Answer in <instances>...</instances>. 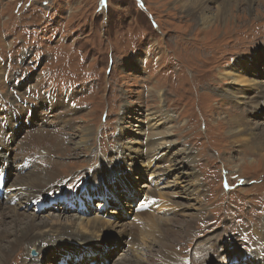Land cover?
<instances>
[{
	"label": "rangeland",
	"instance_id": "obj_1",
	"mask_svg": "<svg viewBox=\"0 0 264 264\" xmlns=\"http://www.w3.org/2000/svg\"><path fill=\"white\" fill-rule=\"evenodd\" d=\"M187 1L0 0V101L8 105L20 103L15 93L22 97L30 93L12 90V81L20 77L28 82L30 77L29 86L33 93L50 90L62 94L68 99L62 98L59 103L68 107L74 105L72 108L75 110L74 113L67 112L66 117L72 119L73 125L67 131V149L59 154L65 157L61 158L63 161L68 160L60 171L65 175L70 173L69 178L62 182L64 185L52 186L54 181L40 190L15 186L13 189L31 190L12 197L10 203L25 199L23 208L43 213L40 216L47 213L52 216L51 208L42 211L36 210V207L29 208V205H33L37 198H47L48 195L54 200L65 194L62 186L67 188L75 180L86 176L85 181L70 188V192L77 189L79 194L75 192V195L82 197L83 192L94 189V184L97 188L105 187V183L102 186L98 182H104L111 172L119 169L118 166H123L116 183H129L130 194L121 188L119 192H113L118 201L112 200L102 211L107 213L106 216L97 213L98 200L94 199L91 212L84 217L96 214L110 219L116 213L110 220L116 217L122 222L131 221L132 217L125 215L121 209L134 205L139 194L144 193L143 184L145 188L168 191V197L181 204L157 206L148 200L152 189L145 192V204H152L157 209L152 210L156 216L165 218L169 214H177L174 229L181 238L185 232H179L180 224L193 220L201 224L200 228L197 227L200 237L195 238L194 244L209 236L220 235H217L215 248L224 256L221 262L217 260L218 264H227L229 258L241 256L244 249L251 252L263 248L264 243L258 241L254 234V230L264 228L262 156L244 148L243 141L232 140L231 127L226 123L232 114L242 120L247 110L241 102L236 104L235 98L233 101L228 88H242L241 91L247 93L250 91L243 87L254 89V84L259 83L264 86V0H254L251 9H248L245 0H231V14L226 22L215 23L208 30L199 24L198 15L193 8L189 9ZM218 3L221 4L205 2V13L216 11ZM184 8L191 12H185ZM184 36L193 38V41L183 43ZM258 53L257 60L261 64L251 57ZM229 66L236 68L231 74L237 76L227 77ZM241 77L250 79L251 83H241ZM224 89L227 97L224 96ZM239 91L236 93L240 94ZM11 95L12 98H9ZM49 112L57 116L65 111L60 108L59 111L43 109L40 115ZM2 123L11 131L9 141L0 134V148H5L12 144V137L16 136L13 132L16 123L9 125L5 118ZM49 123L51 121L48 120ZM260 125L263 128L261 131H264V124ZM27 130L26 134L35 131L32 128ZM40 140L35 139L25 148L18 147L12 152V158L15 156L19 160L23 149L34 151L40 147L42 158L53 162L55 154L50 148L51 143ZM157 144L161 145L159 149L155 147ZM147 148H152V151H145ZM154 154L157 161L147 166V158ZM107 159L110 162L103 164ZM98 163L103 165L86 172ZM184 163L189 165L184 167ZM155 164L156 167L153 166ZM179 166H182L183 172L177 169ZM45 167L41 163L39 171ZM159 170L164 175L157 181ZM125 171L133 176L131 180L125 176ZM138 171L141 173L139 184L134 174ZM87 183L93 184L85 186ZM8 187L5 189L7 192ZM134 187H137V192L133 191ZM134 193L136 198L133 199ZM79 197L68 199L72 200V205L76 204L74 209L72 205L68 208L69 215H83L76 210ZM84 198L81 200L87 201ZM142 204L138 207L143 209ZM199 212L203 216H198ZM189 214L193 215L190 217ZM97 229L99 231L92 232L91 238L86 237L85 241L66 236L62 241L47 245L46 257H41L42 263L38 264H55L57 253L54 250L58 247L78 249L82 245L89 246L90 242L94 247L97 243L101 246L105 242L112 244L108 259L110 264L115 258L129 253V248L125 247L126 233L119 234L117 228L103 224H98ZM239 236L241 242L235 243ZM223 237L229 238L231 245L224 244ZM144 241L150 246L153 244L152 237L151 240L143 237L138 239L139 247ZM192 242H179L177 249H180L183 258L188 257L187 250L193 251ZM43 244H40L41 247ZM19 246L5 264H12L14 256L28 251L26 246ZM154 249H160V244ZM133 252L134 255L141 254L139 248H134ZM169 252L172 258L182 260L172 246ZM38 257V252L32 255V258ZM164 258L160 255L156 264L166 263Z\"/></svg>",
	"mask_w": 264,
	"mask_h": 264
},
{
	"label": "bare ground",
	"instance_id": "obj_2",
	"mask_svg": "<svg viewBox=\"0 0 264 264\" xmlns=\"http://www.w3.org/2000/svg\"><path fill=\"white\" fill-rule=\"evenodd\" d=\"M230 1L231 0H188L186 4L189 7V9L193 8L192 10L198 15L199 24H201L204 29L208 30L209 27L210 26L212 27L215 23H219V22L225 23L226 22L227 18L231 14L230 13L231 10L229 7ZM245 1H246L247 5L249 6L248 9H251L254 0H245ZM205 2H208V3H210V2H214V3L215 2L216 3L221 2V4L218 3L216 5V7H215L216 11H210L207 9L208 12L205 13L206 10L204 8L205 6L203 5ZM189 9L184 8V11L185 12H191ZM185 36H188V35H185ZM185 36L183 37V40H182L183 43L193 41V38H190V37L186 38ZM176 41L178 42V38L176 39ZM186 45L188 46V44H186ZM259 55L260 54L258 53L257 55H252L251 57L253 60H255L256 63L261 64L259 62V60H257V57ZM232 61L235 62V58H233ZM227 68H229L228 70H226L227 71V74H226L227 77L238 75V74H231V72L234 73V71L236 70V68L234 66H229ZM262 75L259 77V79L262 78ZM1 76H2V74H1ZM224 79H225V77H224ZM240 79H241V81H240L241 83H243V82H245L246 84H248V82L251 83L250 79H249V81L247 79L242 78V77ZM27 80H28L27 84H30L31 78L29 77ZM233 80L236 81V78H233ZM263 80H264V75H263ZM25 82L26 81H21V83H25ZM260 84L261 83H259V85L254 84V86L256 85V87L254 89L252 87H246V88L243 87L245 90L250 91V92L247 91V93L245 91H241L242 88H238V89L228 88V89H230L228 91V94L233 99V101L235 98L236 104L241 102V104L245 105V106H243L244 108L247 107V110H246L245 116H244V118H242V120L236 119V115L232 114V118L226 124H228L231 127L230 128V132H232V134H230L231 139L235 140V141H243L244 142L243 147L246 149H249L251 152H254L255 154L261 155L262 156L261 161H262V163H264V152L260 153V151L264 150V146H263V144H264V131H261V130H263V128H261V125H260L261 123L264 124V119H263L264 118V86H262ZM11 85H13V81H12ZM225 90L226 89L223 90L224 96L227 97L226 96L227 94H225ZM238 90H240L239 91L240 94L236 93V91H238ZM9 98H12V95ZM46 98L47 97L45 96L43 99L40 100V104H41V107H43V109H51V111L52 110H55V111L58 110L59 111V108H60V109H63L65 112L63 114H58L57 116H55V113L49 112L46 115H43V116L40 115L37 118H34L32 120H28V121L24 122L22 125H18L16 123L14 125V131H16V132H14V134L17 136L19 134L20 129L34 127V128H32V130H35L34 132H30L28 134H25L19 140L18 147L19 148H25V147L29 146L31 143H33V141L35 139H37V138L42 139V140H40V142H42V143H45V142L51 143L52 146L50 148L53 149V154H55L53 156L54 160H53V162L45 161L42 158V153H41L40 147L36 148L34 151H29L27 149H23V152H24L23 156L19 160L15 156H13V158L10 159V161H12V162L15 159H17V160L14 162L15 170L12 173L13 176L11 177V183L8 185L9 186L8 192L4 191L2 193V191L4 189L3 188L1 191V194H0V264H5L6 261L8 263V259H9L10 255L15 250V248L19 245L26 246V251L27 250L28 251L24 252L21 256H20V254L14 256L15 253L17 254L19 252V249H18L13 254L14 257L12 256L14 258V261L12 264H38V263H40L39 262L40 259H42V258L44 259L46 257L45 256L46 253L44 254V252L46 250L47 245H51V243L57 242L58 240L62 241V239L66 236L67 237H79L82 241H85L86 237L91 238L92 232L99 231L97 229L98 224H103L105 226L107 225V227L113 226V227L117 228V231L119 234H125V233L127 234V237H126L127 241L125 242V247L128 244H130V247H128L129 253L126 252V253L122 254L121 256H119L118 258H115V260L113 261V264H156V260L160 255H163L166 257V258H164L166 263H161V264H197V263H199V264H218L217 260L221 262V259L223 258L224 254H222L221 252H218V250H216V248H215V245L217 244L216 243L217 238L220 235L217 234L218 236L217 235L209 236L206 239H201L200 241H198L197 243L194 244L195 238L200 237L198 235L199 231H198L197 227L200 228L201 224L197 221L193 222L194 221L193 220V221H188V222L184 221V222H182V224H180L179 232H181L180 230H183L185 232V233L182 232L184 234V237L181 238L177 234V232H175L176 229H174V226H176V223H175L177 221L176 219H178V217L176 216L177 214H169L168 217L163 218L161 216H156V213H153V211L152 212L148 211V209H145V206H144L143 209L142 208L138 209V207H137V210L132 209L133 210L132 216H131L132 220L129 222L119 221L118 218L114 219V220H110L111 218L105 219V218H102L96 214H93L92 217H84V215H77L76 213L69 215L68 214V211H69L68 208L71 205H68V204L69 203L72 204V202H71L72 200L71 201H69V200L71 198H73L75 200L76 197L80 196V195H75L74 189L71 192L69 191L71 193V197L69 198L67 204L63 205V204L59 203L60 205H58V203H57V205L54 204L57 206L56 209L51 208L49 210L51 212L50 214H53L52 216H49V213H47L44 216H40L43 213H38V212L34 213L32 209L31 210L29 209L30 210L29 211L26 208H23L22 206L24 205L23 202L25 199L21 200L18 203L17 202L14 204L10 203V199L12 197L22 195V194L26 193L27 191L31 190V189L20 190V188H14L13 189V187H15V186H19V187L29 186L30 188H35L37 190H40V189L44 188L45 186L53 183L54 181H55L54 182L55 184H53L52 186L62 185L63 184L62 182L66 181L69 178V176L71 175L69 173L70 171L67 172V173H69L67 175H65L62 171H60L61 169L64 168V162L68 161V160L64 159V161H63V159H61V158H65V157L63 155H59V154L65 152L67 149V145H68V141H69V140H66L67 136H68L67 131H69L68 129L70 126L73 125V123H72V119L67 118L66 115L69 113L75 112V110L72 108V107H74V105L72 107H68V106H65L64 103H59V101H61L62 98H64L65 100H67V99L64 95L58 94L57 96L53 97L55 99L52 100L53 103H57L56 106H54L53 108L51 106L45 108L44 105H45ZM228 101H230V100L228 99ZM252 106H254L253 109H252ZM9 109L20 113V115H21L20 117L14 116V118L17 119L19 122H22L26 118V115H24V117H23V113H25L23 108L11 107ZM67 112H69V113H67ZM51 117H55V118H51ZM21 118H23V119H21ZM44 118H47V119L44 120ZM39 119H40V122H38ZM48 120L51 121V123L48 124ZM37 122H38V124H37ZM165 131H162V132H165ZM241 135L246 136L247 138L245 140L243 138L241 139V137H240ZM16 136L12 137V144L10 146H6V147H15L14 144H15V137ZM155 136H157V134H155ZM161 136H163V135H160L159 137H161ZM164 137L165 136H163V138ZM165 138H167V137H165ZM256 139H260V140H256ZM42 143H38L37 145L42 144ZM159 145L157 144V145H155V147L158 148ZM35 147H37V146H34V148ZM62 147H66V148L61 149ZM147 150L152 151V148H150V149L147 148L145 151H147ZM115 151H117L119 154L121 153L118 150H115ZM241 151H242V148H241ZM256 151H259V152H256ZM187 154L189 155L190 153L187 152ZM3 155H4V153L1 152L0 158ZM188 155H186V156H188ZM3 157H6V156L4 155ZM27 158H31V159L35 160L36 162H33L32 166L29 169H27L26 171L18 172L16 170V166L23 163ZM66 158H68V157H66ZM156 158H157V155H155V154L149 156L147 158V162H148L147 166H149V164L151 162H156L157 161V160H155ZM110 159L109 160L107 159L103 164L109 163ZM8 160H9V158H8ZM185 160H186V158L184 159V161ZM41 163L45 164L46 167L40 172L39 169H40ZM103 164L98 163L96 166H93L92 168L88 169L86 172L89 173V171H93ZM130 164L132 165V163H130ZM185 165H189V164L184 163V165H182V166L185 167ZM153 166H156V164ZM182 166L177 167V169L180 172H183L181 169ZM135 168L137 169L138 167H135ZM144 171L146 172V170H144ZM120 173H121L120 168L116 169L115 172L114 171L111 172L109 174L107 180H105L104 182L103 181L98 182L102 186H104V183H105V187L97 188V184H94V186H93L94 189H90L88 191L83 192L84 196H82V197L87 198L86 195L88 194V192H94V194L97 193V194H100L102 196L104 194V191H102L104 188L105 189L109 188L110 190H115V187L113 185H110V183H111L110 181L112 179L117 180L119 178ZM134 174H135V178L138 179L137 183L139 184L141 173H140V171H138V173H134ZM162 175H164V173L159 170L158 174L156 176L157 177L156 180L157 181L161 180L160 176H162ZM132 177H131V175H129L128 176L129 180H131ZM83 178L84 179H81L78 182L85 181L86 176H84ZM88 184H89V186H91L93 183H87V185ZM125 186H126V184H123V185L117 184L116 189L119 191L120 188L121 189L127 188ZM0 187H1V185H0ZM62 187L64 188V186H62ZM141 187L143 188L144 193L145 192L148 193L149 190L152 189L148 200H152V204L155 203L154 205H157V206H164L166 204H170V205H174V206H176V204H178L179 206L181 205L179 202H176L173 199H170L168 197V194H169L168 191L164 192L161 190H156L154 188H151V189L145 188V185H143V184H141ZM95 188H97V189H95ZM197 190H200L199 187H197ZM83 193H81V195ZM61 194H63V193H61ZM49 197H53V196L48 195L47 198L39 197L35 200V202L40 200V199H45V201H46V200L50 199ZM58 199H59V197L55 198L54 201H56ZM200 200L201 199H199V201ZM143 201L145 204L146 203L145 199ZM78 205H79V203H78ZM58 207H60L62 210L60 211ZM27 211H29V212H27ZM122 212H125V211H122ZM173 215H175L176 218ZM192 215L193 214H189L190 217ZM170 216H172V217H170ZM198 216H203V213L199 212ZM171 218H174V219H171ZM195 223H197V225ZM169 224H170V227H169ZM254 234H255L256 239L258 241H260V242L262 241V243H264V228L263 227L260 228V231L254 230ZM9 236H12V239H8ZM143 237L144 238L148 237V238H150V240L152 237V243H153L152 246L148 245V243L146 241H144L143 245L139 247L138 239H140V238L143 239ZM178 237H180V238H178ZM223 239L225 241L224 244L231 245L232 242L229 240V238L223 237ZM240 239L241 238L239 236V238H237V240H235V243H237V242L239 243V241L241 242ZM181 241L182 242L183 241H186V242L193 241L192 242L193 243V251L187 250L188 257L186 256L185 258H183V256H181V253H180L181 251H179L180 249H177L178 248L177 246L179 245V242H181ZM43 242H44L43 247H41L40 244H42ZM88 244H89L90 248H95L94 244H91V242ZM104 244L108 247L107 252H106V258L108 260V259H110L109 257H110V254L112 253L110 246L111 247H113V246L109 242H105V243H103V245ZM159 244H160V249H154V247H157V245H159ZM63 245H65V244H63ZM22 246H19V247H22ZM171 246L173 247V250L175 252L179 253V256L182 258V260L174 259L171 257V255H169L170 254L169 249ZM29 247L34 248L38 252V254H39L38 258H32V255L29 254V252L31 251V248H29ZM27 248H29V249H27ZM49 248H51V247H49ZM59 248H61V247L56 248L54 250V252H57ZM123 248H124V246H123ZM134 248H139L141 251V254L140 255H134V252H133ZM64 249H65V247L62 248V250H64ZM131 249H132V252L130 253ZM148 249H150V252H147ZM261 250L264 253V245H263V248ZM261 250H258L256 248L254 251H251L249 253L251 256L256 258L258 256L259 251H261ZM245 251H247V249L243 250V252H245ZM174 254H176V253H174ZM126 256H128V257H126ZM21 257H23L22 260L20 259ZM26 257H28V259ZM79 257H81V256H79ZM60 259H62V258H60ZM91 259H93V258H91ZM226 260H228V259H226ZM62 261H64L65 264L69 263V261H67L64 258L62 259ZM105 261H101V260H95L94 261L93 260V262H91L89 264H100L101 262H102V264H105ZM41 262H42V260H41ZM72 262H73V264H85V262L81 258H78L76 261H72Z\"/></svg>",
	"mask_w": 264,
	"mask_h": 264
},
{
	"label": "water",
	"instance_id": "obj_3",
	"mask_svg": "<svg viewBox=\"0 0 264 264\" xmlns=\"http://www.w3.org/2000/svg\"><path fill=\"white\" fill-rule=\"evenodd\" d=\"M37 252L35 250H31V255L35 256Z\"/></svg>",
	"mask_w": 264,
	"mask_h": 264
}]
</instances>
